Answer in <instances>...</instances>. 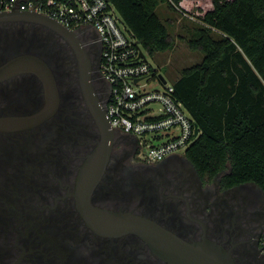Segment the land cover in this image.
Masks as SVG:
<instances>
[{
  "label": "flooded vegetation",
  "instance_id": "1",
  "mask_svg": "<svg viewBox=\"0 0 264 264\" xmlns=\"http://www.w3.org/2000/svg\"><path fill=\"white\" fill-rule=\"evenodd\" d=\"M30 12L0 15V264H167L137 232L90 226L82 188L92 205L150 220L199 247L202 264H264V191L252 181L227 185V170L201 176L181 153L140 158L134 135L100 126L109 84L95 29ZM21 55L31 57L28 70L3 75ZM50 86L54 106L43 120L4 125L45 109ZM108 141L107 158L93 160L82 185L88 157Z\"/></svg>",
  "mask_w": 264,
  "mask_h": 264
},
{
  "label": "trees",
  "instance_id": "2",
  "mask_svg": "<svg viewBox=\"0 0 264 264\" xmlns=\"http://www.w3.org/2000/svg\"><path fill=\"white\" fill-rule=\"evenodd\" d=\"M182 1L111 0L149 56L174 43L157 6ZM195 18L186 42L201 59L173 82L200 130L184 155L201 176L227 170V185L264 191V0H210Z\"/></svg>",
  "mask_w": 264,
  "mask_h": 264
},
{
  "label": "built area",
  "instance_id": "3",
  "mask_svg": "<svg viewBox=\"0 0 264 264\" xmlns=\"http://www.w3.org/2000/svg\"><path fill=\"white\" fill-rule=\"evenodd\" d=\"M15 7L45 13L69 28L90 25L95 29L99 70L109 84L105 116L113 130L137 138L140 158L156 162L174 153L184 154L199 135L173 83L161 78L111 0H0V10ZM153 79L161 89H145ZM259 243L264 252V230Z\"/></svg>",
  "mask_w": 264,
  "mask_h": 264
},
{
  "label": "water",
  "instance_id": "4",
  "mask_svg": "<svg viewBox=\"0 0 264 264\" xmlns=\"http://www.w3.org/2000/svg\"><path fill=\"white\" fill-rule=\"evenodd\" d=\"M17 8V7H15ZM18 9V8H17ZM19 11V10H18ZM13 12V9L8 11H0V15H9ZM23 12V11H19ZM26 12V11H24ZM42 14L48 19L54 20L57 24L63 26L56 19L51 16L37 12L31 11L30 13ZM56 24V23H55ZM64 27V26H63ZM31 57L28 55H21L19 59L13 63L16 67L13 70H4L3 75H11L14 73L25 72L28 70V64L32 63ZM43 64V63H42ZM39 64L40 71L42 74H47V67L45 65ZM4 76V77H5ZM163 79V76H161ZM164 80V79H163ZM48 89V87H47ZM49 90L52 96H49ZM47 94V105L45 109L41 110L36 115L32 116H20L13 119H4L7 120L4 122V125L9 127L15 126V128L23 129L37 124L39 121L43 120L52 110L54 106V102H52V98L54 97V88L52 86L49 87ZM51 99V100H50ZM55 100V98H54ZM100 126L102 128L107 129L108 132H112V128L110 127L109 121L105 116V110L98 108ZM195 132L198 131L197 124L195 125ZM103 149L100 147L96 151H94L86 161L85 165L82 168V172L80 174V181L82 185H85L88 180V171L91 166H95L93 160L102 159L105 160L108 156L110 142H107V145H103ZM103 153L105 154L103 156ZM87 178V181H86ZM94 180V179H93ZM92 181V180H91ZM90 191L85 188L80 189L79 194V206L82 215L88 222L90 226L99 227L107 232H124V231H134L141 234L142 237L147 239L149 244L156 249L162 256L167 260V264H202L203 259L205 257V252L201 251V249L193 244L187 242L186 240L172 235L168 231L164 230L161 227H158L155 223L150 220L141 218L139 216H135L132 214L126 213H118L109 210H105L99 207L92 205L89 199ZM102 226V227H101Z\"/></svg>",
  "mask_w": 264,
  "mask_h": 264
},
{
  "label": "rangeland",
  "instance_id": "5",
  "mask_svg": "<svg viewBox=\"0 0 264 264\" xmlns=\"http://www.w3.org/2000/svg\"><path fill=\"white\" fill-rule=\"evenodd\" d=\"M182 9L162 3L157 6V13L163 21H169L168 30L172 34L174 43L171 49L158 52L154 56L147 55L149 60L158 69L167 83H173L179 77L180 69L190 66L201 59L202 54L189 48L186 42L189 33L185 26H192L195 15L210 7V0H183ZM162 85L156 80H150L145 89H161Z\"/></svg>",
  "mask_w": 264,
  "mask_h": 264
}]
</instances>
